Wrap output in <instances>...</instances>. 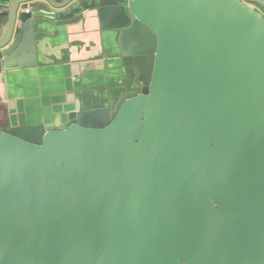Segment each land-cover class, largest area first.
Masks as SVG:
<instances>
[{
    "label": "water",
    "instance_id": "obj_1",
    "mask_svg": "<svg viewBox=\"0 0 264 264\" xmlns=\"http://www.w3.org/2000/svg\"><path fill=\"white\" fill-rule=\"evenodd\" d=\"M2 1L0 71L92 16L133 86L0 133V264H264V0Z\"/></svg>",
    "mask_w": 264,
    "mask_h": 264
},
{
    "label": "crops",
    "instance_id": "obj_2",
    "mask_svg": "<svg viewBox=\"0 0 264 264\" xmlns=\"http://www.w3.org/2000/svg\"><path fill=\"white\" fill-rule=\"evenodd\" d=\"M45 1L25 7L44 9ZM6 22L0 17L1 25ZM116 37L92 16L65 27L44 24L35 38L36 65L23 60L0 71V133L18 126L58 128L74 111L113 110L133 86Z\"/></svg>",
    "mask_w": 264,
    "mask_h": 264
},
{
    "label": "built area",
    "instance_id": "obj_3",
    "mask_svg": "<svg viewBox=\"0 0 264 264\" xmlns=\"http://www.w3.org/2000/svg\"><path fill=\"white\" fill-rule=\"evenodd\" d=\"M26 10L28 11V8H26Z\"/></svg>",
    "mask_w": 264,
    "mask_h": 264
}]
</instances>
